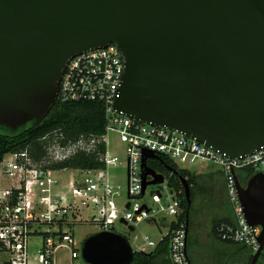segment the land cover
<instances>
[{"label": "water", "instance_id": "95a60500", "mask_svg": "<svg viewBox=\"0 0 264 264\" xmlns=\"http://www.w3.org/2000/svg\"><path fill=\"white\" fill-rule=\"evenodd\" d=\"M112 44L126 63L118 112L231 158L264 147V0H0V130L42 122L69 60ZM158 158L143 154V194L163 181L146 164ZM180 181L191 205L190 185ZM237 188L248 224L261 228L256 264L264 173L246 185L237 179ZM135 252L114 232L81 247L88 264H132Z\"/></svg>", "mask_w": 264, "mask_h": 264}, {"label": "built area", "instance_id": "2783aa9c", "mask_svg": "<svg viewBox=\"0 0 264 264\" xmlns=\"http://www.w3.org/2000/svg\"><path fill=\"white\" fill-rule=\"evenodd\" d=\"M125 69L123 53L112 44L77 54L69 60L62 76L58 101L61 104L101 103L107 121L103 135L81 136L76 142L63 145L56 134H48L41 140L46 151L43 160H37L30 148L8 153L0 159V264H57V255L62 249L68 250L70 260L74 261L82 257L75 240L77 226L88 223L97 226L100 232L119 234L116 224L120 223L132 234L142 222L159 230L162 237L155 243L144 236L137 251L151 248L153 252L168 238L172 264H191L187 251L188 225L180 220L185 189L175 185V173L168 170L166 177L155 172L163 177L157 184L155 204L139 203L146 192L143 194L142 168L146 151L167 158L183 171L186 170L182 166L199 162L219 165L225 177L233 223H222L217 228L218 237L244 245L254 253L259 250L261 228L250 226L245 218L237 179L240 181L238 173L247 168L254 170L253 175L264 173V147L254 154L231 158L178 130L146 124L118 112L114 105L121 96ZM110 134L117 135L126 147V188L111 173L120 162L111 150ZM99 146L104 147L100 154L103 168L72 170L51 166L79 153L94 154ZM154 160H147L150 170L153 169L148 163ZM68 171L77 172L83 178L74 177L65 182L58 175ZM124 193L125 201H121ZM161 228L167 232L163 233Z\"/></svg>", "mask_w": 264, "mask_h": 264}, {"label": "trees", "instance_id": "16d2710c", "mask_svg": "<svg viewBox=\"0 0 264 264\" xmlns=\"http://www.w3.org/2000/svg\"><path fill=\"white\" fill-rule=\"evenodd\" d=\"M106 125L105 110L101 103L79 102L61 104L57 101L42 122L37 124L31 123L17 132L0 130V159L8 153L30 148L35 152L37 160L41 161L46 156L45 144L41 141L46 135L56 134V137L59 138L61 143L66 145L69 142H76L81 136L103 135ZM103 152L104 147L99 146L94 154L87 155L85 153H79L75 157L63 162L54 163L51 166L54 169H100L104 167L103 163L100 161V154ZM153 165L161 167L164 171H168L169 168L173 169L176 179L174 183L178 188H183L180 179H187L191 188V205L186 199V196L183 195L181 203L183 212L180 220L187 225H191L192 206L196 196V179L189 176L187 171L178 170L177 167L165 157H159L154 160ZM253 174L254 170L252 168H247L241 170L238 176L242 184L246 185ZM222 223H233V216L230 209L226 215L216 218L213 221V231L217 237V228ZM126 238L129 240L128 237ZM218 239L220 240L219 237ZM226 243L239 246L241 248L240 250L244 252L245 255L244 264H251L255 254L254 251L244 245L235 244L233 242ZM132 264H172L168 238L164 239L156 250L150 254L136 251ZM256 264H264V250Z\"/></svg>", "mask_w": 264, "mask_h": 264}, {"label": "rangeland", "instance_id": "374dc122", "mask_svg": "<svg viewBox=\"0 0 264 264\" xmlns=\"http://www.w3.org/2000/svg\"><path fill=\"white\" fill-rule=\"evenodd\" d=\"M111 142V150L118 156L120 164L118 167L111 170L115 179L123 187H127V154L126 147L122 143L121 139L115 135L110 134L109 136ZM149 167L153 169L157 174H162L168 176V172L162 170L161 167L153 165V161H150ZM189 176L196 179L195 191L197 199L194 200L191 212V225H190V234H189V244L190 247L192 244H197L201 246L202 253L200 259H203V264H210L208 260L213 258L219 252V248L215 241L211 240L212 235V222L215 218L219 217L218 209L220 200L226 199L227 194L225 187V177L223 174L222 168L213 162H199L197 164L182 166ZM63 181H70L71 178H76L80 180L83 178V175L68 171L66 173H61L58 175ZM153 177L149 176L148 181H152ZM159 185H149L146 189L143 199L139 202L140 204L152 206L155 204L156 192L158 191ZM125 193L120 199L125 201ZM218 202V205H217ZM198 203V204H197ZM199 203L201 205L198 208ZM136 204V203H135ZM217 205V206H216ZM227 206L228 202H227ZM163 233L167 232L166 228H161ZM116 231L128 237L130 244L134 251H137L139 247L143 244L144 236H149L152 241L159 243L161 240L160 231L151 226L147 222H142L137 228L136 232L129 234L128 229L120 223L116 224ZM100 230L95 225H89L84 223L76 227L75 240L76 245L81 248L83 242L91 235L99 233ZM36 242V241H34ZM141 251V250H139ZM143 252L150 254L152 252L151 248H146ZM70 252L66 249H62L58 252L57 255V264H88L83 258L71 261L69 258ZM205 258H208L207 260ZM215 264V263H214Z\"/></svg>", "mask_w": 264, "mask_h": 264}, {"label": "crops", "instance_id": "0c3cea01", "mask_svg": "<svg viewBox=\"0 0 264 264\" xmlns=\"http://www.w3.org/2000/svg\"><path fill=\"white\" fill-rule=\"evenodd\" d=\"M217 207H219L218 213H217V215L220 213L219 217L226 215L229 209L231 210L230 206L226 207V206L219 205ZM189 234H190V225H188L187 251H188L191 264H203L202 262L203 259H200L202 248L201 246L195 243L192 244V246L190 247ZM210 239L212 241L214 240L215 241L214 243H216L219 248L218 254L213 256V258H211L210 260H208L210 264H214V263L215 264H244V261H245L244 252L240 250L241 248L239 246H235L233 244L220 241L218 237L214 234L213 222H212V235ZM205 259L207 260L208 258H205Z\"/></svg>", "mask_w": 264, "mask_h": 264}, {"label": "flooded vegetation", "instance_id": "af4514ba", "mask_svg": "<svg viewBox=\"0 0 264 264\" xmlns=\"http://www.w3.org/2000/svg\"><path fill=\"white\" fill-rule=\"evenodd\" d=\"M195 199H197V195L195 196ZM194 199V200H195ZM196 201V200H195ZM227 202H228V200H227ZM227 202H226V199H223V200H220V203H219V205H222V206H226L227 207ZM218 203V202H217ZM194 204V203H193ZM198 204V203H197ZM201 207V205H200V203H199V206H198V208H200Z\"/></svg>", "mask_w": 264, "mask_h": 264}]
</instances>
